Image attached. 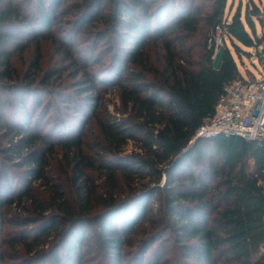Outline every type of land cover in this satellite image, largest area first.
Segmentation results:
<instances>
[{"label":"trees","instance_id":"1","mask_svg":"<svg viewBox=\"0 0 264 264\" xmlns=\"http://www.w3.org/2000/svg\"><path fill=\"white\" fill-rule=\"evenodd\" d=\"M208 2L0 0V264H264V142L196 138L260 9Z\"/></svg>","mask_w":264,"mask_h":264},{"label":"built area","instance_id":"2","mask_svg":"<svg viewBox=\"0 0 264 264\" xmlns=\"http://www.w3.org/2000/svg\"><path fill=\"white\" fill-rule=\"evenodd\" d=\"M224 33L225 29L217 26L209 41L214 57L221 49ZM217 135L264 142V77L236 80L224 88L214 116L198 129L196 138Z\"/></svg>","mask_w":264,"mask_h":264},{"label":"rangeland","instance_id":"3","mask_svg":"<svg viewBox=\"0 0 264 264\" xmlns=\"http://www.w3.org/2000/svg\"><path fill=\"white\" fill-rule=\"evenodd\" d=\"M205 4L202 6L209 5L208 0H204ZM254 5H257L260 9V18L254 17L255 27L257 31V35H264V0H227V8L225 10V18L231 19V17L235 14V12L240 9L242 13V19L244 20V15L248 8H253ZM204 9V12H208ZM227 45L232 49L230 41H227ZM221 50V49H220ZM219 52H217L215 58H218ZM247 52H252V56L243 55L241 58L234 53L235 59L239 66L240 72L243 76L247 78L256 77L258 79H262L264 77V54L256 53L253 48H244ZM260 51H264V45H261L259 48ZM120 106V101L118 98V93L114 90L109 92L104 96V107H107L108 110L113 114L117 115L115 111V107L118 108ZM135 150L134 143H129L126 147V153H130Z\"/></svg>","mask_w":264,"mask_h":264}]
</instances>
